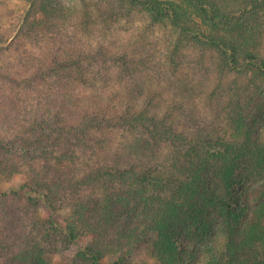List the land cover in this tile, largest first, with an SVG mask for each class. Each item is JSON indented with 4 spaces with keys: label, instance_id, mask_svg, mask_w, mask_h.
I'll return each instance as SVG.
<instances>
[{
    "label": "trees",
    "instance_id": "1",
    "mask_svg": "<svg viewBox=\"0 0 264 264\" xmlns=\"http://www.w3.org/2000/svg\"><path fill=\"white\" fill-rule=\"evenodd\" d=\"M28 2L31 59L0 67V176L29 196L0 192V264L84 237L71 264H130L143 243L158 264H264V0ZM157 26L170 58L148 47Z\"/></svg>",
    "mask_w": 264,
    "mask_h": 264
},
{
    "label": "rangeland",
    "instance_id": "2",
    "mask_svg": "<svg viewBox=\"0 0 264 264\" xmlns=\"http://www.w3.org/2000/svg\"><path fill=\"white\" fill-rule=\"evenodd\" d=\"M109 1L112 3L114 2V0H95L94 2L101 3L99 4V8H101L105 6V3L107 4ZM89 2V8L91 10H93L95 13L101 12L100 10H98L92 0H89ZM28 6V0H0V28L9 26L12 22L17 24V27L15 28L13 35L8 39V42L0 44V67L2 66V63L4 61H16L18 63H22L25 60L28 61L29 59H31V54L26 51L29 43L27 41H24V43H22L19 38L15 39V35L20 31L23 22L22 14ZM115 14L116 15L111 20L117 22V20L119 19L118 17L120 16H117L118 13L116 12ZM101 17L102 16H99L98 18ZM126 20L127 18L125 17L120 19L119 22L115 23L116 29L121 28L120 26L124 25L126 23ZM125 28L127 29V27ZM155 28V32H153L152 35L149 36V38L151 39V44L148 45V47L153 44L157 46V51L163 56V58H170V55L176 49V41H179L177 39L176 33H174V31L166 26H157ZM100 36L103 35L100 34ZM139 39L141 38L139 37ZM184 47L189 49L192 47V44L184 42V45H182L178 49V51L185 52V50L183 49ZM257 119L261 120L260 126L264 129V116L261 118H259L258 116ZM24 181V175H15L12 178L0 176V192L17 190L23 197L27 198V196H29V193H27L22 187ZM261 183L262 178H260L259 180L258 178H255L250 182H247L246 184L239 185L236 191L237 198L242 201L251 200L254 196H256ZM69 211L70 209L67 208L54 212L49 209L43 202H41L39 205L40 216L43 219L51 218L55 220L61 227L66 224L65 219ZM62 233L63 235L65 234L63 231ZM90 241V237H84L74 242L63 240L60 244V248L49 254V260L52 264H71L75 260L76 253L78 252L79 248L85 244L90 243ZM129 261L130 264H158L157 260L152 255L151 245L148 243H143ZM105 263H113V259H107Z\"/></svg>",
    "mask_w": 264,
    "mask_h": 264
}]
</instances>
